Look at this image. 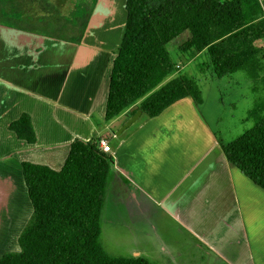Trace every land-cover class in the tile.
Segmentation results:
<instances>
[{
    "label": "crops",
    "instance_id": "0c3cea01",
    "mask_svg": "<svg viewBox=\"0 0 264 264\" xmlns=\"http://www.w3.org/2000/svg\"><path fill=\"white\" fill-rule=\"evenodd\" d=\"M108 1L99 8L102 19L93 13L88 20L96 0L90 1L86 23L92 22L93 30L83 26L77 42L4 20L0 24V132L17 142L15 154L8 156L17 162L0 168V181L12 183V214L19 215L20 225L33 214L18 173L22 163L59 172L74 140L106 139V155L113 158L105 193L109 227L121 223L114 220L119 212L135 213L172 261L174 244L196 247L199 242L227 264L264 263V190L227 161L202 106L197 109L184 98L158 117L141 114L119 136L116 132L131 115L105 122L113 61L127 20L126 0ZM22 114L31 118L33 145L8 129ZM168 226L175 232L168 236L171 243L163 237Z\"/></svg>",
    "mask_w": 264,
    "mask_h": 264
},
{
    "label": "trees",
    "instance_id": "16d2710c",
    "mask_svg": "<svg viewBox=\"0 0 264 264\" xmlns=\"http://www.w3.org/2000/svg\"><path fill=\"white\" fill-rule=\"evenodd\" d=\"M125 9L126 25L110 75L106 123L138 110L155 118L187 97L197 109L203 105L198 81L176 76L177 66L166 49L184 36L180 53L190 59L206 53L207 71L216 79L243 71L255 81L264 73V11L258 0H126ZM244 122L253 126L232 143H221V148L229 163L264 190V104H254ZM8 129L18 140L36 142L27 114ZM112 161L96 143L76 139L59 172L22 163L33 214L18 239L20 251L5 253L0 264H151L141 257L113 256L101 243Z\"/></svg>",
    "mask_w": 264,
    "mask_h": 264
},
{
    "label": "rangeland",
    "instance_id": "374dc122",
    "mask_svg": "<svg viewBox=\"0 0 264 264\" xmlns=\"http://www.w3.org/2000/svg\"><path fill=\"white\" fill-rule=\"evenodd\" d=\"M90 1L92 0H0V24L4 20L10 26L15 24L16 27L31 30L44 36L62 37L77 42L82 35L83 26H87L89 23H86L88 16L86 12L90 7ZM115 1L121 0H109L108 2L114 4ZM258 1L264 11V0ZM104 3V0H96L91 7L88 20L94 14H96L97 19H102L105 13L99 12V8ZM12 15L14 18L22 19L23 24H17V21L11 17ZM92 27L91 22L88 25V31L93 30ZM185 39L186 36L181 37L178 41L166 46L171 61L178 66L175 75H188L198 81L203 97L202 114L207 118L219 141L228 145L253 126L252 123L244 122V120L247 112L254 104H264V73L259 74L255 81L248 79L247 74L243 71L231 77L216 79L207 71L206 65L209 60L206 53L200 54L191 63L188 62L189 56H183L180 53V46ZM261 45L262 43H258L256 46L260 47ZM201 65H204V72L200 71ZM16 144V139L12 134L0 132V168L8 167L9 164H16L15 158L8 157L15 154ZM111 146L113 145L111 144ZM18 173L23 182L20 167H18ZM5 179L9 178L5 177ZM9 181L11 180L9 179ZM11 189L12 183L10 185V183L4 184L0 181V257L8 252L20 251L18 235L29 220L27 216L23 224L20 225L18 223L19 215L12 214L13 208L10 207L12 202ZM25 196L32 211V205L26 191ZM107 205L106 195L101 219L100 239L104 249L113 256H139L147 259L151 264H199L196 261L198 257L203 259L201 264H227L219 260L210 248L199 242L196 247L182 246L185 242L181 245L174 244L172 250L175 253L172 261L171 257L160 252L159 244L161 242L149 237L150 233L144 230L139 215H134L135 213L131 215L126 211L119 212L114 220L121 223L109 227L108 219L111 212ZM167 230L169 233L163 234V237L171 243L172 239L169 240L168 236H172L175 232L171 226H168Z\"/></svg>",
    "mask_w": 264,
    "mask_h": 264
},
{
    "label": "water",
    "instance_id": "95a60500",
    "mask_svg": "<svg viewBox=\"0 0 264 264\" xmlns=\"http://www.w3.org/2000/svg\"><path fill=\"white\" fill-rule=\"evenodd\" d=\"M141 114L142 112L138 110L134 115L130 116V118L116 132V136L121 135L126 129H128L132 124H134L138 120V118L141 116Z\"/></svg>",
    "mask_w": 264,
    "mask_h": 264
},
{
    "label": "built area",
    "instance_id": "2783aa9c",
    "mask_svg": "<svg viewBox=\"0 0 264 264\" xmlns=\"http://www.w3.org/2000/svg\"><path fill=\"white\" fill-rule=\"evenodd\" d=\"M178 68V66H177ZM96 145L98 147V149L103 152L104 154H108L110 152V146L109 143L106 139H99L96 142Z\"/></svg>",
    "mask_w": 264,
    "mask_h": 264
}]
</instances>
